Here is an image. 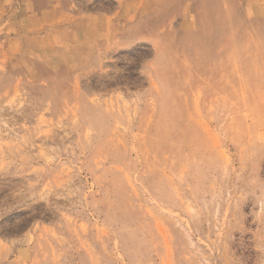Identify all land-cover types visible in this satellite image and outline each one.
I'll return each mask as SVG.
<instances>
[{"label":"rangeland","instance_id":"obj_1","mask_svg":"<svg viewBox=\"0 0 264 264\" xmlns=\"http://www.w3.org/2000/svg\"><path fill=\"white\" fill-rule=\"evenodd\" d=\"M0 264H264V0H0Z\"/></svg>","mask_w":264,"mask_h":264}]
</instances>
